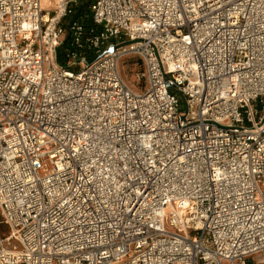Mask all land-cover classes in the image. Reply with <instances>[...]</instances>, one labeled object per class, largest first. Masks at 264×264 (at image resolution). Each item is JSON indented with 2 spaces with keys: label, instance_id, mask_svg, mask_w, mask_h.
<instances>
[{
  "label": "built area",
  "instance_id": "1",
  "mask_svg": "<svg viewBox=\"0 0 264 264\" xmlns=\"http://www.w3.org/2000/svg\"><path fill=\"white\" fill-rule=\"evenodd\" d=\"M84 3L0 0V264H249L264 0Z\"/></svg>",
  "mask_w": 264,
  "mask_h": 264
},
{
  "label": "trees",
  "instance_id": "2",
  "mask_svg": "<svg viewBox=\"0 0 264 264\" xmlns=\"http://www.w3.org/2000/svg\"><path fill=\"white\" fill-rule=\"evenodd\" d=\"M89 1H86L84 4L81 5H77L73 12H72V19H79V20H83L84 24L87 27H91L93 26V21H92V16H91V12L89 10ZM68 47V42L65 41L63 42L57 49V60L60 63H65L66 58H65V49Z\"/></svg>",
  "mask_w": 264,
  "mask_h": 264
},
{
  "label": "rangeland",
  "instance_id": "3",
  "mask_svg": "<svg viewBox=\"0 0 264 264\" xmlns=\"http://www.w3.org/2000/svg\"><path fill=\"white\" fill-rule=\"evenodd\" d=\"M56 1H57V0H52L53 3H52V6H51V9L55 7V5H56ZM84 1H85V2H86V1H89L90 3L92 2V0H84ZM90 3H89V4H90ZM71 7H72V9L74 10V8H75V4H72ZM71 15H72V14H71ZM71 15H70V17H67V18H66V21L69 20V19L72 17ZM141 67H142V66L139 64L135 70L141 69ZM132 69H133L132 65H131V66L128 65V68H126L125 70H123V73H124V76H125L127 79H129L130 81L133 82L134 79H135V73H134L133 71H135V70L132 71ZM8 232H9V228H8V226H7L5 223L2 222V217H1V214H0V237H2V236H4V235L8 234ZM249 264H264V251H263V252H260V253H258V254H255V255L249 260Z\"/></svg>",
  "mask_w": 264,
  "mask_h": 264
},
{
  "label": "bare ground",
  "instance_id": "4",
  "mask_svg": "<svg viewBox=\"0 0 264 264\" xmlns=\"http://www.w3.org/2000/svg\"><path fill=\"white\" fill-rule=\"evenodd\" d=\"M52 3V0H42V6L45 9H51Z\"/></svg>",
  "mask_w": 264,
  "mask_h": 264
},
{
  "label": "water",
  "instance_id": "5",
  "mask_svg": "<svg viewBox=\"0 0 264 264\" xmlns=\"http://www.w3.org/2000/svg\"><path fill=\"white\" fill-rule=\"evenodd\" d=\"M111 49H112V47H111Z\"/></svg>",
  "mask_w": 264,
  "mask_h": 264
}]
</instances>
